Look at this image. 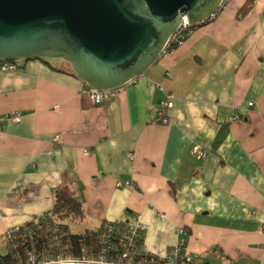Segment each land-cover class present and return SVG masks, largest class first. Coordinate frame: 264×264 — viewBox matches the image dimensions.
<instances>
[{
  "label": "crops",
  "instance_id": "1",
  "mask_svg": "<svg viewBox=\"0 0 264 264\" xmlns=\"http://www.w3.org/2000/svg\"><path fill=\"white\" fill-rule=\"evenodd\" d=\"M16 63L0 70V115L21 112L0 129V247L63 188L84 205L76 233L139 220L145 254L179 244L206 264H264V0H230L111 100L64 61Z\"/></svg>",
  "mask_w": 264,
  "mask_h": 264
},
{
  "label": "water",
  "instance_id": "2",
  "mask_svg": "<svg viewBox=\"0 0 264 264\" xmlns=\"http://www.w3.org/2000/svg\"><path fill=\"white\" fill-rule=\"evenodd\" d=\"M221 0H0V61L61 59L90 88L133 81L186 15Z\"/></svg>",
  "mask_w": 264,
  "mask_h": 264
},
{
  "label": "built area",
  "instance_id": "3",
  "mask_svg": "<svg viewBox=\"0 0 264 264\" xmlns=\"http://www.w3.org/2000/svg\"><path fill=\"white\" fill-rule=\"evenodd\" d=\"M230 0H221L215 10L210 12L206 17L191 23L186 15L181 17L178 27L166 39L160 54L168 55L182 44L184 40L192 33V31L201 25L213 21L218 13L222 11ZM18 69L15 61H0L1 71H14ZM82 91L87 93L91 99L96 102H103L113 99L119 87L96 90L89 87L83 82ZM173 105V95L166 93L163 99H160L157 105V113L154 121L162 124L169 122V110ZM252 105V103H249ZM21 112L14 111L0 115V129L4 121L10 120L17 122L20 119ZM60 142L58 135H54L52 143L57 145ZM88 150H85L87 153ZM195 156L203 159L207 155L205 149H195ZM132 157V154H129ZM121 185L122 183H117ZM130 185L129 181L124 182ZM35 217H38L35 216ZM119 222V221H118ZM117 222H106L94 230L97 239L98 250L92 254L87 253L83 249L81 255L74 256L67 252L69 234L72 232L68 227L54 224L50 228L40 225L22 228V225H14L9 227L4 233L3 238L5 245L12 247L14 239L21 240L22 245L26 244V259L24 264H201L200 260L192 259L183 252V248L177 244L171 247L163 257L149 255V259L136 258L140 251L135 243L144 233L145 225L139 220L134 224L116 225ZM39 243L41 247L37 250L35 243ZM161 260V261H158Z\"/></svg>",
  "mask_w": 264,
  "mask_h": 264
},
{
  "label": "trees",
  "instance_id": "4",
  "mask_svg": "<svg viewBox=\"0 0 264 264\" xmlns=\"http://www.w3.org/2000/svg\"><path fill=\"white\" fill-rule=\"evenodd\" d=\"M248 7L241 9V14L245 12ZM45 63H49L47 59L39 58ZM24 61V60H22ZM17 62V61H15ZM70 72L76 75L71 68ZM85 216V210L83 202L72 193L67 192L65 189L60 188L55 192L52 207L49 212L45 214L38 215V217L32 218L28 223L22 225V228L32 227L34 225H40L45 228H50L54 224H59L63 227H68L70 221L81 220ZM106 223L103 222L96 228L100 229L102 225ZM116 225L122 226L126 225L125 221H119L115 223ZM143 237V235H142ZM142 237L138 239L135 243L136 247L139 248V252L136 258L149 259V255L145 254L141 250ZM12 247L5 246L6 251H0V264H24L26 259L27 245H22L21 240L18 238L14 239L12 242ZM68 249L67 252L74 256L81 255V250L83 249L87 253L94 254L98 250L97 239L93 229H85L82 233L70 232L69 240L67 242ZM39 247V243L34 245ZM161 261V260H158ZM201 264H206L201 262Z\"/></svg>",
  "mask_w": 264,
  "mask_h": 264
},
{
  "label": "rangeland",
  "instance_id": "5",
  "mask_svg": "<svg viewBox=\"0 0 264 264\" xmlns=\"http://www.w3.org/2000/svg\"><path fill=\"white\" fill-rule=\"evenodd\" d=\"M47 60L52 63H61L63 61L61 59H47ZM84 226L85 224L83 223V221L81 222V220H76V221H70L68 227L72 232H81L84 229ZM3 241H4V238H3ZM5 246L6 245L4 242L3 246L0 247L1 252L6 251Z\"/></svg>",
  "mask_w": 264,
  "mask_h": 264
}]
</instances>
